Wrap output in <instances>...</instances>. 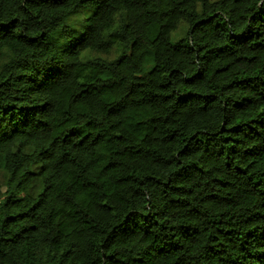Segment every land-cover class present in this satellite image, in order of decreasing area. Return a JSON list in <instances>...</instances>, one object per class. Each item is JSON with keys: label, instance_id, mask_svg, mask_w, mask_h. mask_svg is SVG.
Wrapping results in <instances>:
<instances>
[{"label": "trees", "instance_id": "obj_1", "mask_svg": "<svg viewBox=\"0 0 264 264\" xmlns=\"http://www.w3.org/2000/svg\"><path fill=\"white\" fill-rule=\"evenodd\" d=\"M0 264H264V0H0Z\"/></svg>", "mask_w": 264, "mask_h": 264}]
</instances>
